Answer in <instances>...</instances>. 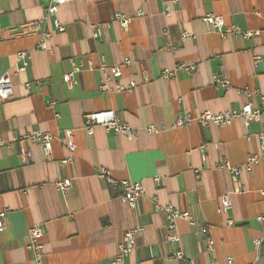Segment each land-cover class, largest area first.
<instances>
[{"label":"crops","instance_id":"obj_1","mask_svg":"<svg viewBox=\"0 0 264 264\" xmlns=\"http://www.w3.org/2000/svg\"><path fill=\"white\" fill-rule=\"evenodd\" d=\"M46 7V0H0V30L43 19ZM117 11L132 18L127 27L112 21ZM207 13L261 34L223 37L203 20ZM59 17L64 32L55 30L51 18L43 20L46 29L54 30L50 49H38L35 35L0 40V76L7 73L14 85L9 99L0 98V134L6 142L0 147V210L8 209L6 229L0 232V264H36L27 248L34 224L43 229L44 264H211L228 257L233 264H264V160L241 173V193L233 192L231 173L217 167L221 159L243 165L250 154L260 155L263 119L249 127L240 119L172 126L179 115L238 109L247 102L260 105L264 0H74L60 7ZM95 26L102 29L99 38L93 36ZM169 41L175 50L167 48ZM20 51H29L32 59L19 72ZM256 56L261 57L257 66ZM103 61L120 66L118 81L128 86L135 80L136 88L102 92ZM178 63L196 69L162 76L164 68ZM67 72L77 79L73 87L64 80ZM214 75L227 78L229 87L218 86ZM105 109H113L134 128L150 123L165 128L157 134L141 130L135 140L102 126L89 134L86 116ZM35 129L54 135L73 130L75 152L55 139L53 159L46 160L40 144L15 140ZM22 146L33 152L28 165L19 155ZM67 157L71 161L64 163ZM101 167L118 180L145 186L134 208L120 198L121 185L97 177ZM63 178L73 179L66 192L55 185ZM225 194L231 200L228 211L222 207ZM154 196L162 205L172 203L192 214L194 223L177 220L178 241L170 240L166 216L155 209ZM228 219L234 223L229 225ZM133 227H141L136 246L123 263H115L119 242ZM201 228L215 242L212 253L197 234ZM255 238L263 239L260 251ZM176 251L184 258L172 257Z\"/></svg>","mask_w":264,"mask_h":264},{"label":"built area","instance_id":"obj_2","mask_svg":"<svg viewBox=\"0 0 264 264\" xmlns=\"http://www.w3.org/2000/svg\"><path fill=\"white\" fill-rule=\"evenodd\" d=\"M46 15L43 19L33 20L21 23L16 27H9L0 30V40L4 37H23L35 35L37 36L36 47L38 49H50L48 45V39L50 38L54 30L46 29L43 26V20L52 19L54 23V28L56 31L64 32L65 25L62 23L59 17L60 7L70 1L74 0H46ZM141 14V11L138 12ZM203 20L216 32L221 34L223 37L228 35L239 37L243 39H248L257 35H260L261 32L258 30L242 29L236 24L228 25L225 21V18L222 15H217L214 13H207L204 15ZM112 21L119 23L123 27H127L132 21V18L125 13L117 11L112 15ZM165 33H167L165 31ZM189 33H184L183 37H187ZM93 36L99 38L102 36L101 27L95 26ZM167 48L170 50H175V46L172 42L167 43ZM32 56L29 51H20L17 54V71H25L30 65ZM261 57H255V65L257 66L260 62ZM131 61L129 59L125 60V64L129 65ZM100 70L103 72V79L100 84V90L102 92L107 91H133L137 82L132 80L128 86L122 85L118 80L122 77V68L120 66L108 67L107 64L103 61L100 65ZM195 65H188L186 63H178L174 69L164 68L162 70V76L165 78L175 76L178 70H184L186 72H191L195 70ZM64 80L69 87H73L77 83V79L74 77L73 72H67L64 74ZM215 83L224 88L229 87V80L220 75H214ZM112 81L114 84L112 85ZM149 78L145 77V82H148ZM28 87L31 86V83H26ZM246 94L251 95L252 92L249 90H241ZM257 93V91H255ZM14 94V85L7 73L0 76V98L9 99ZM260 96V105L256 106L253 103L247 102L243 104L238 109H231L222 112H213L211 110H206L194 116L192 114L179 115L173 123V127H187L193 122L198 123L202 126L210 125H220V124H231L235 119H240L246 127H249L251 122L263 119L264 121V95ZM96 126H102L107 131H113L115 133L125 136L129 140H135L139 138L140 131H144L150 134L160 133L165 127H159L155 124H147L142 128H134L128 122L122 121L117 116L116 112L113 109H105L101 111H94L89 113L85 119V129L89 134H92ZM260 138L262 139L261 144V153L250 154L243 165H233L228 159H221L218 163L219 169L228 170L231 173L232 183H233V192L241 193L245 190L244 185L241 181V173L243 171L250 172L255 164H257L261 159L264 160V128L259 133ZM55 139L66 142V147L71 154H73L77 148V139L75 132L73 130H66L63 135H54L48 131H43L41 129H35L28 133H25L18 137L17 141L20 143L31 141L33 143H38L42 146L44 156L46 160L53 159V148L52 143ZM6 144L3 136L0 134V147ZM205 146H201V150L204 153ZM20 158L23 164L28 165L33 162V152L30 147L22 146L19 152ZM71 161V157H67L63 160L64 163ZM97 177L101 180L106 181L111 185H121L122 192L120 198L123 202L127 203L130 207H135L137 201L145 194L146 188L140 181L132 180H118L114 178L109 169L106 167H101L97 172ZM155 181L159 184V177H155ZM73 184V179L63 178L56 181L55 185L59 191L66 192L68 191ZM264 195V189L260 191ZM155 209L162 211L167 219L168 227L171 230L170 240L178 241L180 235L177 233V220L184 218L190 223H194L195 220L192 214L188 211H183L175 207L172 203L162 205L157 196L152 198ZM222 207L224 210L228 211L231 207L230 195L225 194L222 197ZM8 214V209L0 210V232L6 229V218ZM260 221L264 223V214L260 217ZM234 223L233 219H228V224L232 225ZM141 231V227H133L127 229L118 245V254L114 258L115 263H123L124 259L129 255V253L135 248L137 237ZM197 234L201 236L205 242L207 251L212 253L214 250L215 242L209 235L207 228H201L197 231ZM29 241L27 248L30 250L33 256V260L36 264H44V245L41 242L43 236V229L40 225L34 224L28 229ZM263 242L262 238H255L253 243L257 251H260L261 244ZM172 257L176 259H183L184 254L182 251H176L173 253ZM211 264H233L232 257H228L226 261L220 262L214 259Z\"/></svg>","mask_w":264,"mask_h":264}]
</instances>
